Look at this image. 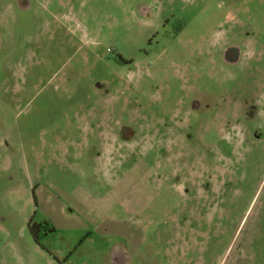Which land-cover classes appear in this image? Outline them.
<instances>
[{
  "label": "rangeland",
  "instance_id": "rangeland-1",
  "mask_svg": "<svg viewBox=\"0 0 264 264\" xmlns=\"http://www.w3.org/2000/svg\"><path fill=\"white\" fill-rule=\"evenodd\" d=\"M0 264H264V0H0Z\"/></svg>",
  "mask_w": 264,
  "mask_h": 264
},
{
  "label": "flooded vegetation",
  "instance_id": "flooded-vegetation-1",
  "mask_svg": "<svg viewBox=\"0 0 264 264\" xmlns=\"http://www.w3.org/2000/svg\"><path fill=\"white\" fill-rule=\"evenodd\" d=\"M150 15H151V13L148 14V16H150ZM150 18H148V19H150ZM174 18H175V16H173V19ZM171 20H172V17L167 18L164 23H167V22L170 23ZM176 21H177L176 22L177 28H175V30H173V31L176 32V36H177L178 34H181L185 30V28L187 26V23H186V21H184V19L183 20L176 19ZM229 47H230L229 45H226V46L223 47L224 49H226V53H225V56L221 58L222 62L224 64H227L228 66L241 67L242 62H243L242 59L245 57V51L243 49L239 48V49H234L235 51L232 52V50L228 49ZM231 52H232L233 55H230ZM191 102L192 101H190V99H189L188 107L191 110V112L200 113V112L209 111V110H207L208 109V105L204 106V107H206V109H205V108H202V105L199 102H196L195 100H194L193 103H191ZM165 124H167V123H165ZM125 134H127V132ZM204 194H209L208 190L204 191ZM206 197H209V195H206ZM205 201H206V199H205ZM210 201H211V204H212L213 201L212 200H210ZM203 203H201L202 207L207 206L205 204L203 205ZM205 203L207 204V202H205ZM205 210H206L205 208L201 209V212L203 213ZM37 224H39V223H37Z\"/></svg>",
  "mask_w": 264,
  "mask_h": 264
},
{
  "label": "trees",
  "instance_id": "trees-1",
  "mask_svg": "<svg viewBox=\"0 0 264 264\" xmlns=\"http://www.w3.org/2000/svg\"><path fill=\"white\" fill-rule=\"evenodd\" d=\"M36 227V228H35ZM38 228V229H37ZM43 228H48V225H40V224H37V223H34L32 220L29 224V229H30V232L33 236V238L39 243L40 242V239L42 237H44L45 235H41L40 234V231L43 229Z\"/></svg>",
  "mask_w": 264,
  "mask_h": 264
}]
</instances>
